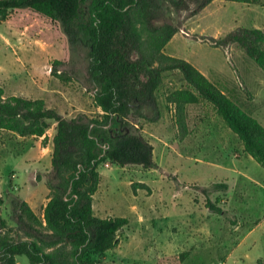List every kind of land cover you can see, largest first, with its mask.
Masks as SVG:
<instances>
[{"label": "rangeland", "instance_id": "obj_1", "mask_svg": "<svg viewBox=\"0 0 264 264\" xmlns=\"http://www.w3.org/2000/svg\"><path fill=\"white\" fill-rule=\"evenodd\" d=\"M167 20L178 32L162 53L192 63L264 124V71L240 42L227 40L240 29L264 32V0H215L196 15L169 10ZM87 57L85 50L72 49L59 23L36 11L14 10L0 21V86L6 99H43L46 108L68 118L102 116L93 87L84 81ZM56 60L65 63L57 73ZM72 68L80 78L70 74ZM180 90L192 91L199 101L179 100L175 94ZM154 97L156 106L138 128L152 143L157 166H120L111 160L99 166L95 214L126 217L129 224L116 247L100 259L93 257L100 264H259L264 260V167L247 155L218 108L179 68L163 72ZM57 126L48 120L42 137L0 129V216L7 225L0 224V242L26 237L27 215L18 228L12 211L13 199L25 200L21 189L44 203L52 196L45 181ZM221 182L228 190L212 191L209 197L225 214L211 212L204 193ZM35 208L45 224V211ZM71 250L67 245L59 256L65 264L72 261ZM17 263L30 264L25 255Z\"/></svg>", "mask_w": 264, "mask_h": 264}, {"label": "trees", "instance_id": "obj_2", "mask_svg": "<svg viewBox=\"0 0 264 264\" xmlns=\"http://www.w3.org/2000/svg\"><path fill=\"white\" fill-rule=\"evenodd\" d=\"M215 0H0V21L14 10L31 9L59 23L73 50L87 53L84 81L93 87L100 117L80 113L68 118L46 108L43 99L19 96L4 98L0 86V129L22 136H46L48 120L58 124L53 139L52 167L46 184L52 196L45 208V224L26 200L13 199V216L18 228L27 219L26 237L4 238L0 242V264H18L25 255L30 264H65L59 258L65 246H72L67 264H100V258L119 244V233L129 224L126 217H100L94 212V195L99 189V166L106 160L126 166H157L154 147L138 128L148 109L156 106L162 74L179 68L187 81L210 100L227 124L244 143L245 151L264 167V124L187 60L167 57L164 47L178 29L167 20L168 11L200 13ZM256 2L258 0H234ZM163 21L160 25L159 22ZM240 42L264 71V32L240 29L228 35ZM65 63L56 60L58 65ZM70 64H72L70 62ZM74 77L80 78L72 68ZM65 70L61 72L64 76ZM72 76H66L70 80ZM175 97L196 103L199 97L180 90ZM227 183H214L204 189L207 208L227 213L209 194L228 190ZM17 211H20L17 213ZM0 224L7 225L0 216ZM93 256H99V259ZM264 264V260H259Z\"/></svg>", "mask_w": 264, "mask_h": 264}, {"label": "crops", "instance_id": "obj_3", "mask_svg": "<svg viewBox=\"0 0 264 264\" xmlns=\"http://www.w3.org/2000/svg\"><path fill=\"white\" fill-rule=\"evenodd\" d=\"M56 131H57V129H56ZM53 148H54V144H53V147H52V152H53ZM51 152V153H52ZM247 155H249V154H247ZM250 156V155H249ZM52 157H53V154H52ZM251 157V156H250ZM253 158V157H252ZM254 159V158H253ZM51 160H52V158H51ZM51 167H52V161H51ZM263 178V180H264V177H262ZM45 184H46V181H45ZM46 186H47V184H46ZM263 187H264V183H263V185H262ZM48 187V186H47ZM263 189V190H262ZM50 190V189H49ZM24 189H21L20 190V192H21V195H22V197L30 204V206L32 207V209L36 212V208L35 207H39L42 211H45V208H46V206H47V204H48V202H49V200H50V197L47 199V202L46 203H44V200H43V198L41 197V196H39V195H36V196H31V195H29L26 191H25V193H24ZM261 191L264 193V188H261ZM96 195V194H95ZM95 195H94V197H95ZM37 213V212H36ZM262 219H260V221H261ZM259 221V222H260Z\"/></svg>", "mask_w": 264, "mask_h": 264}]
</instances>
